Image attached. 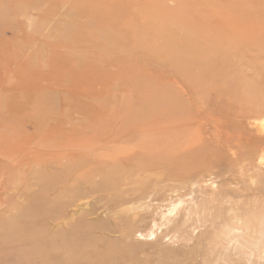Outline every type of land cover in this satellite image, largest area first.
<instances>
[{"label":"rangeland","instance_id":"1","mask_svg":"<svg viewBox=\"0 0 264 264\" xmlns=\"http://www.w3.org/2000/svg\"><path fill=\"white\" fill-rule=\"evenodd\" d=\"M214 38L230 63L194 103L169 55ZM167 94L213 150L200 167L134 175L118 202L58 182L69 161L56 156L83 152L89 123L159 116ZM6 136L0 264H264V0H0Z\"/></svg>","mask_w":264,"mask_h":264},{"label":"bare ground","instance_id":"2","mask_svg":"<svg viewBox=\"0 0 264 264\" xmlns=\"http://www.w3.org/2000/svg\"><path fill=\"white\" fill-rule=\"evenodd\" d=\"M219 43V38H214L211 45H216L215 48L201 51L200 48L191 45L186 50L182 47L179 48L180 51H176L174 59L173 54L169 55L173 60V63L170 64H172L175 73L186 79L192 89L195 97L192 100L194 103L200 99L197 94L199 87L204 89L211 87L214 83L212 81L222 75L218 69V63L220 61L230 63L227 61L229 53L223 52L222 48L218 49ZM217 55L219 57L224 55V58L218 59ZM227 65L229 66V64ZM162 102L163 111L159 116L146 113L127 116L125 122L131 123V126H125L126 123L123 122L115 127L103 125L95 128V123H89L88 130L82 131L81 134L90 140L86 143L73 144L80 145L79 148H83V152L78 149L71 152L65 151L56 156L57 161H60V157H67V161H69L68 163H59L58 167L63 170L64 177L58 182L67 181L68 190L83 182L91 190L103 192V194L111 196L114 202H118V200L124 199L125 194L128 193L125 186L132 183L134 175L157 169H160L159 175L177 180L190 175L200 167L202 158L208 157L213 150L206 145L201 137L200 128L192 118L194 115L187 116L183 112L181 113L177 109L178 106L173 97L168 94L163 97ZM214 110L224 112L229 109L224 110L223 107H218ZM95 119L96 123L100 125L101 116ZM260 125H263V122ZM52 134L57 136V139H66L68 136V134H63V131H55ZM7 137H4L5 142L3 138L0 139L1 156L10 154L4 148L6 145L13 147L12 140ZM17 146H20V149L17 152V162L13 161L14 164H20L19 160L26 159L25 155L28 154L26 152L27 144L24 145L20 140H16L14 147ZM30 155L28 154V156ZM76 155H83V160L74 161L73 157ZM15 231L21 232L22 227L16 226ZM26 264L35 263L26 261Z\"/></svg>","mask_w":264,"mask_h":264}]
</instances>
